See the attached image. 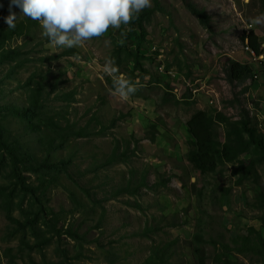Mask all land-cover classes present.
<instances>
[{
    "label": "rangeland",
    "instance_id": "rangeland-1",
    "mask_svg": "<svg viewBox=\"0 0 264 264\" xmlns=\"http://www.w3.org/2000/svg\"><path fill=\"white\" fill-rule=\"evenodd\" d=\"M186 3L208 14L209 28ZM12 11L17 19L24 17L18 7ZM262 13L264 0H151L139 13L141 27L109 28L103 36L73 47L78 55L53 62L32 60L19 68L15 80H6L7 100L1 104L14 96L20 101L24 91L12 97L9 93L33 72L49 69L45 83H56L59 95L73 93L70 103L59 100L54 107H66L76 128L89 119L95 122L91 136L72 141L71 151L77 155L69 174L57 175L44 194L14 188L7 180L6 154L0 153V204L5 197L10 203L0 207V264H144L152 247L165 245L167 264H200L191 242L196 232L203 235L204 264H214L220 245L230 244L249 227L264 236V208L255 201L264 194V164L257 167V179L238 183L230 164L202 177L186 159L191 139L186 123L195 111L210 117L222 114L230 121L240 120L246 111L252 126L264 133V26L250 24V18ZM249 33L258 37L263 51L258 58L242 41ZM137 44L143 69L135 71L132 64L118 69L139 81L138 90L122 101L110 94L112 79L102 66L112 60L114 45L135 50ZM38 49L44 50L33 58L70 48L46 44ZM231 60L253 69L252 83L246 82L251 84L248 93L228 84L224 71ZM111 123L113 127L98 132L97 124ZM10 126L21 133L15 122ZM215 129L227 143L225 125L218 123ZM244 138L239 136L238 142ZM117 145L127 150L126 157L103 167ZM69 151L66 146L60 156ZM249 158L240 156L246 162ZM143 176L145 186L139 185ZM22 178L37 183L40 176L23 172ZM129 184L140 187L136 194L114 198L116 189ZM147 227L149 232H144ZM224 254L236 264H259Z\"/></svg>",
    "mask_w": 264,
    "mask_h": 264
},
{
    "label": "trees",
    "instance_id": "trees-1",
    "mask_svg": "<svg viewBox=\"0 0 264 264\" xmlns=\"http://www.w3.org/2000/svg\"><path fill=\"white\" fill-rule=\"evenodd\" d=\"M186 7L202 26L209 28L210 17L203 9L197 8L192 3H186ZM8 15L9 0H0V153L5 152L7 157L5 159L9 169V172H6L7 180L13 182L14 188L19 187L26 194L37 196V194H44L45 190L52 186L57 175L69 174L77 155L75 149L71 151V143L77 138L91 136L93 131L90 127L95 120L89 119L84 127L76 128L69 119V111L66 107H54L53 103L59 100L70 103L73 100V93L59 95L56 83L46 84L49 69L33 72L9 93L12 97L16 91H24L20 101L14 96L13 100L1 104L2 101L7 100L8 94L3 86L7 85L6 80H15L19 68H23L32 60L53 62L63 57L78 55L74 49L70 48L58 55L34 57V59L33 54L44 50L38 48L50 44L43 35L37 38L38 40L35 38V34L40 33L42 29L40 23L24 16L20 19L16 18L14 28H8L4 22ZM141 21L139 14L134 15L130 26L141 27ZM242 41L247 43L253 56L258 58L263 55L256 34L244 35ZM139 46L137 44L135 50H130L125 45H114L111 57L115 67L127 70V66L132 64L133 70L141 71L143 66L140 62L142 56L139 55ZM224 73L228 84L242 87L243 94L249 92L251 84L247 86L246 82L252 83L254 71L248 64L231 60L227 63ZM171 98L166 97L167 102H177L174 97ZM13 122L19 125L21 133H14L10 129ZM218 123L224 124L228 131L227 143L219 139L215 129ZM111 124L108 127L97 124L98 132L104 133L105 130L113 127L114 124ZM186 129L191 138L186 159L192 169L202 177L215 173L219 166L230 164L233 167V176L238 177V183L249 178L257 179V167L264 164V133L252 126V117L248 112L244 111L240 120L230 121L222 114L210 117L206 112L198 110L191 114L186 123ZM239 136L245 138L238 142ZM149 139L153 141L154 135L152 134ZM66 146L70 151L65 156H60L59 152ZM126 152L127 150L121 151L119 145L115 146L108 158L102 162V166H109L125 158ZM245 154L250 156L247 162L240 159V156ZM23 172L37 174L40 179L37 183H26L22 178ZM145 184L146 180L143 176L139 185L145 186ZM135 188L140 187H132L129 184L116 189L114 198L129 192L136 194ZM1 194H3L2 191H0ZM255 201L260 208H264L263 193H260ZM9 205L8 198H2L0 207L6 208ZM9 221L19 222L12 218ZM144 232H149V227L144 229ZM191 242L196 259L200 264H204L203 235L196 232ZM220 246L221 250H216L214 264H236L227 259L225 251L252 262L264 264V236L261 231L253 227H249L246 234L234 237L230 244ZM168 251L169 245L152 247L144 264H167Z\"/></svg>",
    "mask_w": 264,
    "mask_h": 264
},
{
    "label": "clouds",
    "instance_id": "clouds-1",
    "mask_svg": "<svg viewBox=\"0 0 264 264\" xmlns=\"http://www.w3.org/2000/svg\"><path fill=\"white\" fill-rule=\"evenodd\" d=\"M12 6L40 22L51 46L73 48L103 36L109 28L130 24L134 15L151 6V0H9V15L4 19L8 28L15 27ZM250 24L264 26V13L250 18ZM102 71L112 79V96L127 101L138 90L139 81L120 73L112 60H106Z\"/></svg>",
    "mask_w": 264,
    "mask_h": 264
},
{
    "label": "built area",
    "instance_id": "built-area-1",
    "mask_svg": "<svg viewBox=\"0 0 264 264\" xmlns=\"http://www.w3.org/2000/svg\"><path fill=\"white\" fill-rule=\"evenodd\" d=\"M247 49H249L248 46H247Z\"/></svg>",
    "mask_w": 264,
    "mask_h": 264
}]
</instances>
